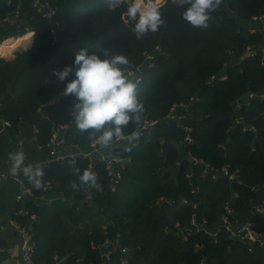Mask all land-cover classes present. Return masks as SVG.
Segmentation results:
<instances>
[{
	"label": "trees",
	"instance_id": "16d2710c",
	"mask_svg": "<svg viewBox=\"0 0 264 264\" xmlns=\"http://www.w3.org/2000/svg\"><path fill=\"white\" fill-rule=\"evenodd\" d=\"M118 1L49 0L56 15L48 20L36 12L32 0H11L9 5V0H0V43L34 33L29 49L11 59L0 58V123L9 122L15 141L21 124L36 120L37 142L45 146L54 129L73 121L74 98L63 95L64 84L52 73L72 65L75 56L62 49L51 29L58 26L69 41L97 45L89 53L101 58L106 50L125 55L134 72L145 63L146 53L156 54L153 66L148 63L144 72L139 71L138 98L145 112L139 125L130 123L124 131L142 130V135L136 145L123 148L121 157L131 162L124 170L120 164L114 167V174L122 177L114 191L111 170L98 156L85 153L42 167L40 189L26 180L33 199L45 196L46 184L60 197L41 206L28 203L38 219L31 230L34 263L56 264L57 257L67 258L65 264H264V245L250 247L233 240L226 229L216 243L211 235L184 239L180 232L194 215L198 222L207 220L214 231L226 215L227 202H235L239 213L255 190H264V101L235 107L248 93L264 91V22L256 20L264 14V0H222L210 13L206 29L193 27L181 17L184 9L166 0L159 7L165 24L143 39L132 32L128 3ZM16 12V20L4 22ZM249 46L256 55L247 57ZM212 76L225 80L208 84ZM179 104L187 105L177 110L185 118L165 121ZM168 140L184 142L196 163L178 165L174 151L165 158L163 143ZM92 143L87 132L75 140L78 146ZM201 162L216 170L237 171L238 179L205 175ZM77 168L80 174L85 169L94 172L99 189H71L72 182L79 183ZM257 215L254 229L264 241V217ZM106 240L118 244L103 255L99 247Z\"/></svg>",
	"mask_w": 264,
	"mask_h": 264
},
{
	"label": "clouds",
	"instance_id": "9594fccd",
	"mask_svg": "<svg viewBox=\"0 0 264 264\" xmlns=\"http://www.w3.org/2000/svg\"><path fill=\"white\" fill-rule=\"evenodd\" d=\"M222 0H171V4L183 8L181 17L193 27L206 29L210 13ZM127 17L134 22L132 32L143 39L149 32L155 33L165 24L162 13L154 0H128ZM52 75L63 83V95L71 96L72 116L77 130L87 132L88 138L100 146L109 148L114 141L131 143L139 132L125 134L130 123L139 125L145 112L144 103L138 98L139 78L135 76L129 59L120 53L106 50L103 58L82 48L75 54L72 65L54 70ZM71 77V79H70ZM13 161L11 173L19 171L28 176L34 187L40 189L44 173L38 166H23L25 155L16 152L10 155ZM23 166V167H22ZM77 173L79 183L70 184L73 190L99 189L97 176L89 169Z\"/></svg>",
	"mask_w": 264,
	"mask_h": 264
},
{
	"label": "crops",
	"instance_id": "0c3cea01",
	"mask_svg": "<svg viewBox=\"0 0 264 264\" xmlns=\"http://www.w3.org/2000/svg\"><path fill=\"white\" fill-rule=\"evenodd\" d=\"M28 34L30 35V38L28 40L24 41L25 36H27ZM25 36L19 37V38L6 39V40L2 41L0 43V48H1V45L3 43H5L6 41H9L10 43H12V45H14L15 49H14V52L13 53L11 52L10 55H9V53H10L9 51L2 52L3 54L0 55V58L11 59V58L15 57L17 52L29 49L32 45V39H33L34 33L29 32ZM31 36H32V38H31ZM54 38L57 40L56 36H54ZM57 41H59V40H57ZM59 42L62 45L61 46L62 49H65L68 53H71V54H76V53H74V51L78 53L82 49V48L81 49L76 48L74 50L72 48V51H70V48L68 49V44H69V42H72V41H66V42L59 41ZM25 46H27V47H25ZM92 47L95 49V47H97V45H93ZM37 115L42 117L43 114L39 115L37 112ZM34 121L36 122V120H34ZM237 121H238V119H237ZM33 122L21 124L20 128H18V131H17V135H18L16 137L17 141H15L12 138V136L9 132V128L8 129L7 128L0 129V173L9 174L11 172V168L13 165L10 163L9 157H10V153L13 150H19V151H22L26 154V157H27L26 158V165L27 166L32 165L33 168H35L37 166L39 168L47 167V165H48L47 162L50 160V154H49V151L45 147L38 144L37 137H36V130H37L36 123L33 125ZM54 130H53V132H54L53 137L59 136L60 138L64 139V146L61 148V150H60L61 152L67 153L69 155L70 150H73L74 152H76L75 156H77L78 154H83V153H85V155H88V154H91L94 152L96 143H92L90 146H78L75 144V140H76V138L80 132L77 130V128L75 126L74 119L70 125H68L66 127L54 129ZM124 142L128 143L127 145H129V144L133 145L134 144L133 143L134 141H132L131 143H129L128 141H124ZM96 146H98V144ZM124 147H125V145L123 143H117L114 147L108 148L107 150H102V151L98 152V154H95V156H98L100 158V160H102L105 163V160H108V159L112 158L113 156H117V155L122 156V150ZM219 171H221V170H219ZM235 172L237 175L235 180H237L238 179V174H237L238 172L237 171H235ZM218 178H220V176ZM218 178H216V179H218ZM229 180H231V179H229ZM231 181H234V180H231ZM44 192L46 193L45 196H43L40 199L26 198V199H30V200L24 199V200L20 201V199H18V197L21 195L20 186L12 177H8V178H6L0 182V204L3 207V209L0 208V264H25V262L21 256V253H20L21 239H20L19 234L14 230L12 223L14 220H16L18 217H20L21 219L19 218L18 223L22 227H26V228L31 227L32 228L33 224L35 223L34 218H37V216L33 215L28 210V205H29L28 203L33 201L36 204H38L39 206H41L44 203L50 204L54 200L60 198L56 193L53 192V189H51L50 191H47V192L44 191ZM255 192H256V190H255ZM234 195L237 196V194H234ZM19 210H23L24 214L20 215ZM257 210L258 209H254L252 211L249 223L250 222L253 223V218L258 216ZM24 221H26V222H24ZM232 222H234V223L236 222V224H237L236 219H235V221H232ZM254 232H255V229H254ZM32 235H33V233H32ZM243 243H245V242H243ZM246 244H248V243H246ZM254 245H258L259 247H263V245H261L260 243H254L253 245H249V246L254 247Z\"/></svg>",
	"mask_w": 264,
	"mask_h": 264
},
{
	"label": "built area",
	"instance_id": "2783aa9c",
	"mask_svg": "<svg viewBox=\"0 0 264 264\" xmlns=\"http://www.w3.org/2000/svg\"><path fill=\"white\" fill-rule=\"evenodd\" d=\"M11 0H9L8 5L10 4ZM33 2V8L36 10V12L38 14H41L45 19L48 20H52L54 18V16L56 15V10L51 8V5L49 3V0H32ZM18 14L19 12H16L15 14H13L12 16H7L4 20V22H8V23H12L14 20H16V18H18ZM256 20H262L264 22V14L262 17L257 18ZM59 30L56 28L51 29V33L56 36L57 32ZM256 31L255 29H252L251 32ZM262 31L264 32V23L262 24ZM159 50V49H156ZM257 50L253 47V46H249L246 50V55L247 57H252L254 55H256ZM155 50L151 53H146V57H145V61L147 60L148 63H150L153 59H155ZM144 65V64H143ZM142 65V66H143ZM150 65V67L153 66V63L148 64ZM140 68L139 70H137L136 72H134L135 76L139 78V81H141L142 77L139 74ZM216 80H221L224 81L225 77L224 76H212L210 78V80L208 81L209 83H212ZM260 100V101H264V91L260 92V93H248L247 95H245L244 97H242L241 99H239L238 101H236L235 103V107L236 109H241L243 107V105L245 103H248V101L251 100ZM194 101H199V99L194 98ZM246 105V104H245ZM187 105L185 104H179V105H175L173 107V109L170 111L169 116L165 119V121L171 120V121H182L185 116L183 115H178L177 114V110L179 108H186ZM38 114L42 115L43 111L42 109L38 110ZM242 119H238V121H241ZM151 125V124H149ZM0 126L2 128H9L10 124L7 121H2L0 123ZM187 131L191 132L192 129L191 128H186ZM244 131L246 130H255L254 127H244L243 129ZM142 135V130L139 132V137ZM139 137L134 140V144L136 145V143L139 140ZM186 141L191 142L192 139L187 136L186 137ZM117 143H123L125 146H127L128 143H125L123 140L122 141H114V143L109 147H114ZM97 144H95V149L94 152L91 154H88L87 156H94L95 154H98V152L102 151V150H107L108 148H100V146H96ZM64 146V139L60 138L59 136H55L53 138L50 139V141L43 147H45L50 154V160L47 162V166L53 164L54 162H63L65 161L66 157H74L75 155H68L67 153H63L61 152V148ZM16 152H21L19 150H13L11 154H14ZM24 153V152H23ZM25 155V161H24V165L23 166H27L26 165V154ZM9 161L10 163L13 165V161L12 159H10L9 157ZM131 160L129 158H122L120 155L117 156H113L112 158L105 160V163L108 167L109 170H111V176H113V182L111 184V188L112 191H114L116 189V186H118L121 182V174L120 173H116L114 174V167L117 164L121 165V168L124 170L125 166L127 163H130ZM204 166V173L205 175L207 174H212V178H218L219 176H224L227 177L231 180H235L237 175L236 172L235 174L231 173L229 171V169L226 167L223 170L219 171L216 169H213L209 164L203 163L201 162ZM22 166V167H23ZM190 175V174H189ZM188 175V176H189ZM8 177H12L20 186V191H21V195L18 197V199H20V201L26 199V198H30L33 199L34 198V193L32 191L31 188L27 187L26 185V180L28 179V176H26L22 169L21 171H19L16 175H13L11 172L9 174H2L0 173V182ZM52 189L50 184H46L44 186V191H50ZM237 196H234V199H236ZM30 199H26V200H30ZM235 202H227L224 206L225 210H226V215L221 217V222L220 225L213 231L210 230L207 225L208 222L207 220H204L203 222H198L196 220V216L194 215L192 217V222L189 226V228H194L197 230V232H201L202 230H205L208 234L211 235L213 241L216 243L217 242V238H218V234L223 230L226 229L229 231V237L232 238L233 240L236 241H240V242H245L248 243L249 245H253L254 243H260L261 245H264V241L263 238H260L255 232H254V224L252 222H250L249 224H247L245 227H239L236 222H232L231 221V217H234L235 214V210L233 208ZM24 211L23 210H19V214L23 215ZM257 214H259L260 216L264 217V205L261 209L257 210ZM254 215V214H253ZM34 222H37V218H34ZM12 226L14 228V230L19 234L20 239H21V247H20V253L21 256L25 262V264H35L34 263V254L36 251V244L34 241V237L32 235V228L31 227H22L16 220L13 221ZM177 228H180V225L177 224L176 225ZM180 232L183 233V237L184 239H188L190 236H192V231H185V230H181ZM118 237H120V235H118ZM118 242L117 240H106L104 242L103 245H101L99 248L103 249V248H107L108 246H113V251L115 250V247L117 248ZM122 252L125 253L126 250L122 249ZM54 260L56 261V264H65L68 259L67 258H63V259H59L57 257L54 258Z\"/></svg>",
	"mask_w": 264,
	"mask_h": 264
},
{
	"label": "water",
	"instance_id": "95a60500",
	"mask_svg": "<svg viewBox=\"0 0 264 264\" xmlns=\"http://www.w3.org/2000/svg\"><path fill=\"white\" fill-rule=\"evenodd\" d=\"M56 38L59 41H69V38L66 36L63 30H59L56 34ZM147 68L146 65L140 67V71L144 72ZM9 94H7L8 96ZM36 122H33V125ZM0 129L2 127L0 126ZM8 129V128H7ZM55 131V130H54ZM163 151L164 157L167 158L170 151H174L177 153V164L189 163L195 164L196 160L186 151V145L184 142H177L175 140H168L163 143ZM70 155H75L76 152L70 150ZM264 205V190H256L254 198L248 202L247 204L243 205L241 211L239 213L235 212L234 218L237 220V225L239 227H244L249 224L251 213L254 209H261ZM113 251V246H108L107 248L102 249L103 255H108L110 252Z\"/></svg>",
	"mask_w": 264,
	"mask_h": 264
},
{
	"label": "rangeland",
	"instance_id": "374dc122",
	"mask_svg": "<svg viewBox=\"0 0 264 264\" xmlns=\"http://www.w3.org/2000/svg\"><path fill=\"white\" fill-rule=\"evenodd\" d=\"M119 2H126V3H128V0H119ZM154 2L157 3L158 7H160V6H162L166 2V0H154ZM92 46L93 45L91 43L87 42V41L69 42L68 49L70 48V51H72V48L74 50L76 48H80V49L81 48H86L88 51H92L94 49ZM74 53H77V52L74 51ZM73 55L75 56V54H73ZM146 64H148V61L147 60L145 61L144 65H146ZM173 171L175 172V170H173ZM174 172H173V174H174ZM182 229L185 230L186 232L191 230L192 231V235H194V234H201V233H204L206 235H210L205 230H202L201 232H197V230L195 229V227L190 229L188 226H186V227H183Z\"/></svg>",
	"mask_w": 264,
	"mask_h": 264
},
{
	"label": "bare ground",
	"instance_id": "6f19581e",
	"mask_svg": "<svg viewBox=\"0 0 264 264\" xmlns=\"http://www.w3.org/2000/svg\"><path fill=\"white\" fill-rule=\"evenodd\" d=\"M118 3H121V2H119L118 1ZM20 15L18 14V17H19ZM56 29H58V30H61V28H59L58 26L56 27ZM30 38V35L28 34L27 36H25V38H24V41H26V40H28ZM31 38H32V36H31ZM17 42V41H16ZM14 44V43H13ZM16 46V45H15ZM24 47V46H23ZM25 47H27V46H25ZM19 48V47H18ZM13 49V50H12ZM14 49H15V47H14V45H12V43H10L9 41H6L5 43H3L2 45H1V48H0V55H2L3 53L2 52H7V51H9L10 53H9V55L11 54V52L13 53L14 52ZM8 54V53H7ZM210 84V83H209Z\"/></svg>",
	"mask_w": 264,
	"mask_h": 264
}]
</instances>
